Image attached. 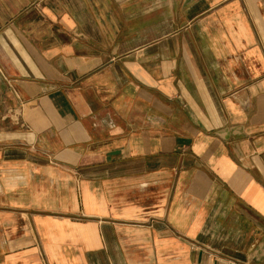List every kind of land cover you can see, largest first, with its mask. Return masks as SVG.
I'll return each mask as SVG.
<instances>
[{"label":"crops","instance_id":"0c3cea01","mask_svg":"<svg viewBox=\"0 0 264 264\" xmlns=\"http://www.w3.org/2000/svg\"><path fill=\"white\" fill-rule=\"evenodd\" d=\"M225 260L264 264V0H0V264Z\"/></svg>","mask_w":264,"mask_h":264},{"label":"built area","instance_id":"2783aa9c","mask_svg":"<svg viewBox=\"0 0 264 264\" xmlns=\"http://www.w3.org/2000/svg\"><path fill=\"white\" fill-rule=\"evenodd\" d=\"M14 114H15V112H14ZM16 116H17V114H16ZM223 264H245V263L237 262V261H234V260H225L223 262Z\"/></svg>","mask_w":264,"mask_h":264}]
</instances>
